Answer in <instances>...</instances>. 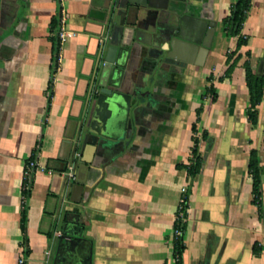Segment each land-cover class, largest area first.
<instances>
[{
    "label": "crops",
    "instance_id": "1",
    "mask_svg": "<svg viewBox=\"0 0 264 264\" xmlns=\"http://www.w3.org/2000/svg\"><path fill=\"white\" fill-rule=\"evenodd\" d=\"M62 1L0 0V264H177L175 222L195 140L202 169L192 177L182 264H264V144L241 116L250 102L246 61L264 73V0H252L240 49L224 22L237 0ZM186 15L216 23L205 58L184 44L168 56ZM62 27L75 36L55 52ZM184 27L197 23L187 18ZM147 29L156 30L153 46L133 41ZM113 46L126 68L110 82L133 95L132 128L95 146L91 94ZM30 160L39 168L25 191Z\"/></svg>",
    "mask_w": 264,
    "mask_h": 264
},
{
    "label": "water",
    "instance_id": "2",
    "mask_svg": "<svg viewBox=\"0 0 264 264\" xmlns=\"http://www.w3.org/2000/svg\"><path fill=\"white\" fill-rule=\"evenodd\" d=\"M129 3L135 5L139 4L136 0H129ZM140 5L148 6L147 3H140ZM190 18L197 23L196 30H186L184 27V20ZM216 26V23L206 18L186 15L181 20L180 30L175 34L174 38L169 42L172 54L169 57H174L178 53L177 45L184 44L191 47L197 46L202 48L201 53L204 56L208 53V49L203 45L209 34V30ZM156 30L147 29L144 33V38L139 33L134 37L133 41L143 43L148 46H153L154 34ZM120 49L113 46L109 49L107 57H102L99 64V72L101 75L93 86L91 94V101L96 97L97 112L93 116L92 121L88 127L90 135L94 139V145L98 146L104 140L121 141L128 136V131L131 130V114L133 95L121 90V84L110 82V78L115 73L123 75V70L126 68L124 62H117L116 56ZM203 64V63H199ZM119 72H116V70ZM98 72V73H99ZM111 85V87H109ZM88 168L87 165L84 166Z\"/></svg>",
    "mask_w": 264,
    "mask_h": 264
},
{
    "label": "trees",
    "instance_id": "3",
    "mask_svg": "<svg viewBox=\"0 0 264 264\" xmlns=\"http://www.w3.org/2000/svg\"><path fill=\"white\" fill-rule=\"evenodd\" d=\"M252 6V0H237L235 5L233 6L231 16L228 17L224 22L226 26V33L228 37H239L238 41V49L247 45V39L242 36V29L245 23L248 12L250 11ZM59 18H54L53 24H58ZM53 42L55 44V52L59 49V38L58 35L53 38ZM263 64H264V56H263ZM237 65V60L231 64L227 70V77H230L232 72ZM246 72V83L249 90L250 95V105L247 109V118L248 121L256 126L258 124V107L262 104L264 100V73H255L251 63L246 61L245 65ZM193 132H196V126H193ZM205 138H208V133L205 132L203 135ZM194 154V163L188 166V171L190 176H197L202 169V159L199 155V142L195 140V146L193 148ZM248 172L253 181V203L257 205L259 208V212L262 215V206H263V192H262V165L261 158L258 150L252 149L250 154V161L248 166ZM25 217L23 218V224H25ZM185 225L179 223L178 220L175 222V229H181L183 232L185 230ZM24 226V225H23ZM185 250V244L183 237H178L175 240V257L176 263L182 264V257Z\"/></svg>",
    "mask_w": 264,
    "mask_h": 264
},
{
    "label": "built area",
    "instance_id": "4",
    "mask_svg": "<svg viewBox=\"0 0 264 264\" xmlns=\"http://www.w3.org/2000/svg\"><path fill=\"white\" fill-rule=\"evenodd\" d=\"M61 2H63V1L61 0ZM71 36H75V33L71 32V31H68L64 27H62L61 30L58 33V38H59V41H60L61 44L65 43L68 40V38L71 37ZM38 168H39V165H38V163L35 160H30L27 163L26 169H25V173H24V179H25L24 190L25 191L28 189V183L31 180V178L33 176V173L35 171H37ZM68 175H69V177H71L73 179L75 178L74 167L70 168V172L68 173ZM182 192H183V194H186L187 193V188L183 187ZM186 198H187L186 196L181 197L180 201H179V207H178L177 219L176 220L179 221L180 225L183 224V218H185L183 212L185 210L184 207H185L186 202H187ZM25 199L26 198L24 197L23 200L25 201ZM182 233H183V231L181 229H175L174 230V236L176 238L181 237ZM24 263H25V260L21 259L20 264H24Z\"/></svg>",
    "mask_w": 264,
    "mask_h": 264
},
{
    "label": "rangeland",
    "instance_id": "5",
    "mask_svg": "<svg viewBox=\"0 0 264 264\" xmlns=\"http://www.w3.org/2000/svg\"><path fill=\"white\" fill-rule=\"evenodd\" d=\"M235 51H233V50H230V51H226V56H232V55H235ZM225 79H226V77L225 76H223L222 78H221V81L222 82H224L225 81ZM213 94V93H212ZM215 96V94H213L212 95V97H214ZM249 105H250V102H249V104L245 107V109H244V111H242L241 112V116H246V118H247V109L249 108ZM247 120H248V118H247ZM250 123V122H249ZM250 125L254 128V129H258V131L256 132V135H259L261 138H262V140H263V144H264V100H263V102H262V104L258 107V124L256 125V126H253L251 123H250ZM239 128H240V126H239ZM229 129H230V127L229 126H224V127H222V130H221V132H229ZM202 140H205V139H202ZM250 140H251V144H253V140H254V138L253 137H251L250 138ZM194 180H195V178H192L191 177V180H190V182L188 183V184H186V185H184L183 187H186L187 188V193L186 194H183V192H182V189H183V187H182V189H181V197H184V196H186L187 198H186V200H187V202H186V205H185V207H184V212H183V214H184V217L185 218H183V224L184 223H187V221H188V219H189V211H190V208H191V206H190V191H191V189H192V186H193V182H194ZM180 197V198H181ZM180 200V199H179ZM181 237H183V233H182V236ZM174 238V243H175V240H176V237L174 236L173 237Z\"/></svg>",
    "mask_w": 264,
    "mask_h": 264
}]
</instances>
